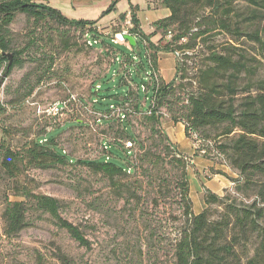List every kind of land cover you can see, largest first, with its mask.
Wrapping results in <instances>:
<instances>
[{
    "label": "trees",
    "instance_id": "1",
    "mask_svg": "<svg viewBox=\"0 0 264 264\" xmlns=\"http://www.w3.org/2000/svg\"><path fill=\"white\" fill-rule=\"evenodd\" d=\"M116 1L111 0L104 13L110 11ZM245 1L247 11L240 9L239 0H158L162 7L169 10V15L154 21L152 31L147 34L139 28L135 15L137 6H131L133 27L130 33L135 45L130 42L129 45L121 44L129 52L119 55L113 48L115 43L111 41L110 31H100L95 20L68 18L50 6L47 0H0V73L7 77L15 67L21 66L22 54L35 47L38 40L31 31L24 47H13L9 24L16 15L24 14L33 25L52 19L67 27L59 30L61 39L72 29L80 33L87 47L106 45L105 51L113 56L108 71L94 78L88 101L92 111L100 113L98 122L107 125L114 122L118 127L111 141L102 139L105 152L95 159H75L58 146L55 138L67 126L65 124L36 136L19 150H13L0 141V170L10 181V193L4 198L1 214L4 236H17L36 218L47 215L79 246L89 247L79 226L61 216L60 200L44 193H34L17 181L21 168L28 165L44 168L80 164L101 176L105 181L103 188L107 190L106 196L133 206L129 215L134 221L136 204L144 193L143 187H149L154 192L163 182L172 186L178 214L169 212L167 219L180 221V225L163 251L171 264H264V53H258V59L236 45L238 37L244 34L241 22L264 19L261 13L264 0ZM152 2L147 0V5ZM125 14H120L121 19ZM235 17L241 21L235 23ZM216 29L229 34L235 44L228 40L206 51H194L197 43L204 45L208 33ZM168 32L170 39L163 42ZM154 37L158 38L156 46L152 42ZM249 37L264 46V27L250 33ZM138 44L144 48L147 67L141 52L135 49ZM190 49L197 59L190 83L182 81L187 78L184 59L188 56L185 55L181 61L176 58L175 78L164 82L157 74V54ZM7 54L12 55L10 61ZM121 63L124 64L122 75L117 72ZM130 84L136 86L134 93ZM125 104L127 107H124ZM52 107H56L55 113L49 111ZM118 107L123 109L113 121L109 117L110 112ZM62 108L63 103L56 102L46 108V113L54 116ZM4 110L0 103V114ZM138 113V124L145 133L143 139L131 119ZM165 115L172 123L183 124L184 135L191 142L196 139L215 142L218 153L240 177L234 179L239 182L236 192L248 196L251 193L250 196H254L252 201L241 205L227 203L224 197L205 187L204 203L221 205L222 211L215 217L208 208L194 213L187 172L190 157L177 149L162 128ZM162 170H165L166 176ZM223 173L217 171L215 174ZM137 177L141 181H135L138 187H134L130 178ZM142 179L146 182L143 183ZM11 196L19 199L11 200ZM156 202L153 199V204L158 206ZM100 205L105 213L109 211L105 202ZM156 234L150 231L148 235H138L139 258L142 246L151 256L159 257L164 247L157 246L160 237ZM19 262L76 264L65 253L45 256L37 251L32 257ZM137 263L141 264V260L137 259Z\"/></svg>",
    "mask_w": 264,
    "mask_h": 264
},
{
    "label": "rangeland",
    "instance_id": "2",
    "mask_svg": "<svg viewBox=\"0 0 264 264\" xmlns=\"http://www.w3.org/2000/svg\"><path fill=\"white\" fill-rule=\"evenodd\" d=\"M152 3L155 7L161 5L158 0H153ZM89 4L63 1L58 2L57 8L68 17L82 16L94 20L99 18L101 23L115 17L114 24L110 28V34H113L120 30L126 20L130 22L128 25L133 26L130 11L123 19L120 14L130 10L132 5L136 6L135 4L146 12L147 0H117L107 13L104 11L110 7L111 0L107 3H95L92 6ZM237 4L241 10L247 11L248 5L245 0H239ZM137 9L138 7L135 11ZM261 13L263 16L264 10ZM135 15L138 19L136 13ZM74 18L77 21L81 20L79 17ZM240 21L241 19L234 18L235 23ZM9 25L13 47H24L28 40L26 37L31 31L38 40L35 42V47L22 54L21 66L15 67L7 77L0 73V103L5 109L0 114V141L13 150H19L36 136L65 124L67 126L55 138L58 146L75 159L98 158L105 152L102 139L111 141L116 136L118 128L117 123L114 122L110 125L98 122L97 117L100 113L92 111L88 101L94 78L105 74L112 64L113 56L105 51L106 45L87 47L83 38L79 36L80 33L72 29L68 30L67 35L61 39L58 32L67 27H62L52 19L33 25L24 14L18 13ZM240 25L244 29V34L238 37L236 45L260 59L258 53H264V46L252 41L249 34L260 31L264 27V19H256L253 22L243 21ZM230 37L229 34L217 29L210 31L204 45L198 42L194 51L198 49L206 51L209 47H217L228 40L235 44ZM157 39V37L152 38L155 46ZM168 39L170 38L165 37L163 42ZM63 42L66 44L63 45ZM125 47L120 44L113 45L119 55L129 52ZM135 49L141 52V58L147 67L143 46L138 44ZM177 53L180 61L184 55L188 56L184 59L187 78L182 81L190 83L197 59L191 49ZM30 59L34 61H29ZM122 63L117 70L121 75L124 73ZM130 85L131 92L134 93L136 86ZM56 102L63 103V108L54 116L47 115L46 108ZM124 107H127V104ZM128 107L130 108L129 105ZM121 109L123 108L118 107L112 110L109 117L115 121ZM139 117L140 113L132 115L131 119L136 125V132H139L143 139L145 133L138 124ZM170 122L165 115L162 119V128L167 129L180 144L177 138L181 136V132ZM181 139L185 143L182 148L186 151L189 149V143L184 136H181ZM191 144L195 147L196 155H186L190 157L187 172L194 213L208 208L215 217L222 211L221 205L204 203L203 180L213 179L212 188L207 189L219 197H224L227 203L241 205L252 201L254 196H250L251 193L248 196L236 192L235 187L239 182L234 179L238 180L240 177L218 153L215 142L196 139ZM197 148L201 150H196ZM193 157H198V160ZM207 161L211 166L203 167ZM162 171L166 176L165 170ZM217 171L224 173L215 174ZM130 179L134 187H138L135 181H141L140 177ZM17 181L29 187L34 193H44L60 200L61 216L79 226L89 242V247L79 246L47 215L36 218L17 236L5 237L1 214L4 198L10 193V181L0 170V264H19V261L25 260L26 257L35 255L36 251L45 256L62 252L69 255L76 264H138L137 259L141 260V264H171L170 258L165 256L163 251L169 246V239L174 237L180 225V221L167 219L169 212L178 214L172 186L163 182L154 192H151L149 187H143L144 193L136 204L134 221L129 215L133 206L130 203L124 205L123 200L106 196L107 190L103 188L105 181L101 176L80 164L52 165L44 168L28 165L21 168ZM142 181L146 182L145 179ZM219 181L226 182L227 186L220 188ZM10 198L19 199L14 196ZM153 199L157 201L158 206L153 204ZM102 202L109 207L107 213L100 205ZM150 231L157 233L156 236L160 237L157 246L164 249L160 250L159 257H153L142 246L139 258L137 251L139 245L136 244V239L138 235H148Z\"/></svg>",
    "mask_w": 264,
    "mask_h": 264
},
{
    "label": "crops",
    "instance_id": "3",
    "mask_svg": "<svg viewBox=\"0 0 264 264\" xmlns=\"http://www.w3.org/2000/svg\"><path fill=\"white\" fill-rule=\"evenodd\" d=\"M63 1H70L73 4H77V3H90L89 5H95V3H107L110 0H47L48 4L56 9L59 10V8H57L58 6V2H63ZM54 2V4H52ZM138 9L135 11V13L138 16L139 19V28L145 33L147 34L148 32L152 31L153 27H152V23L158 19L164 18L166 16L169 15V10L167 8L162 7L161 5L159 6H153V3H149L148 5L146 4V12L142 11L140 9V6L138 4H135ZM103 6V5H102ZM134 6V5H132ZM60 11V10H59ZM130 10H127L124 13H128ZM61 12V11H60ZM62 13V12H61ZM64 16L68 17L67 15H65L64 13H62ZM125 14V17H127V15ZM74 17H79V19H83V20H94L91 18H84L82 16H71L68 18L71 19H76ZM116 18H112L111 20H109L108 22L105 23H101L99 21V18H96L95 21L97 27L99 28L100 31H102L103 33H107L110 31L111 26L114 24L113 21ZM112 23V24H111ZM156 70H157V74L158 76L164 81V82H170L175 78V72H176V56L174 55V53L171 52H159L156 56ZM173 127L177 128L180 132H181V136H184V139L189 143V149H187L186 151L183 150L182 147H184V142L181 139V136L179 138H177L180 142V144H178V142L176 141V139L170 135V133L168 132V130L166 129L165 132L167 133L168 137L170 138V140L176 145L177 149L184 153V154H188V155H193L194 154V145L191 144V142L189 141V139H187L184 135V131L182 128L183 124L182 123H172L170 122ZM195 160H198V157H193ZM192 162H194V160H191ZM206 166H211L210 162L207 161L205 162L203 167ZM202 167V168H203ZM212 182L213 179L211 180H203V185L206 188H212ZM220 183V188H224L227 186L226 182L223 181H219Z\"/></svg>",
    "mask_w": 264,
    "mask_h": 264
},
{
    "label": "built area",
    "instance_id": "4",
    "mask_svg": "<svg viewBox=\"0 0 264 264\" xmlns=\"http://www.w3.org/2000/svg\"><path fill=\"white\" fill-rule=\"evenodd\" d=\"M130 20V19H129ZM130 22L128 20L125 21L124 25L120 28L119 31L115 32L112 34L111 36V41L113 43H117V44H125V45H129V41H127L124 38V35H131L130 33V29L133 27L132 25H128ZM171 34L168 32L167 35L165 37L170 38ZM177 57L178 53L175 52L174 53ZM50 112L55 113L57 111L56 107H52L50 110Z\"/></svg>",
    "mask_w": 264,
    "mask_h": 264
},
{
    "label": "water",
    "instance_id": "5",
    "mask_svg": "<svg viewBox=\"0 0 264 264\" xmlns=\"http://www.w3.org/2000/svg\"><path fill=\"white\" fill-rule=\"evenodd\" d=\"M124 38L130 42L131 45H135V41L133 39V37L131 35H124ZM7 57L9 58V61L11 60L12 58V55L11 54H7ZM1 82V81H0Z\"/></svg>",
    "mask_w": 264,
    "mask_h": 264
}]
</instances>
